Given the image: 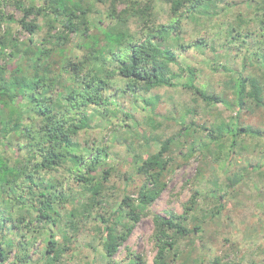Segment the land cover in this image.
Wrapping results in <instances>:
<instances>
[{
	"label": "clouds",
	"instance_id": "clouds-1",
	"mask_svg": "<svg viewBox=\"0 0 264 264\" xmlns=\"http://www.w3.org/2000/svg\"><path fill=\"white\" fill-rule=\"evenodd\" d=\"M13 2L0 0V12ZM20 5L37 31L32 45L26 32L13 41L14 22L0 32V65L19 69L4 71L0 87V264H264V95L234 87L264 71V61L254 65L264 0H70L80 29L71 35L48 0ZM56 35L67 39L54 45ZM41 36L51 54L37 61ZM37 64L48 67L71 147L50 139L30 89L13 83L39 79ZM53 150L63 154L56 167L44 159Z\"/></svg>",
	"mask_w": 264,
	"mask_h": 264
},
{
	"label": "trees",
	"instance_id": "trees-1",
	"mask_svg": "<svg viewBox=\"0 0 264 264\" xmlns=\"http://www.w3.org/2000/svg\"><path fill=\"white\" fill-rule=\"evenodd\" d=\"M48 2L53 5V8H52L53 13H56V14L63 13L64 15L68 17L67 22L60 26L63 32L71 35V33L73 32L80 31L79 27L73 23V20L75 19V13L71 11H67L64 8V4L67 2H70V0H48ZM75 6L76 5L73 4V7ZM225 6L227 7L228 5L226 4ZM11 7L17 10L18 14L14 15L13 12H7V11L0 12V32L11 33L13 30V22H14L15 25L18 27L19 31L17 32L16 36L12 37L13 41H16L20 37L21 33L26 32L29 34V39L27 40V44L32 45L33 40L31 36H32V33L37 31V24L24 23V19H26L29 15H31L32 10L23 9L21 13L20 0H14ZM21 14H22V18L16 19V16H20ZM39 15H40V9H36V17H39ZM81 15H83V13H81ZM81 23L84 24L85 26L87 25L86 20H82ZM97 25H99L100 27H103V21H97ZM81 35L86 36L87 33L81 32ZM248 35H252V34L249 33ZM105 36L109 40L113 39L112 35L109 33H105ZM247 38L248 36L245 37V39ZM40 39L44 41V45L32 53V55L36 56L37 61L41 60V58H46L51 54V50L47 47V41H45V38L41 36ZM66 39L67 37L64 35H56L53 38L52 42L54 45H58L61 41H65ZM3 41H4V37L0 36V45L3 44ZM78 47L79 46H77V48ZM14 52H15V49L13 52L7 53L8 60H12ZM55 52H56V55L59 57H63L65 54L64 49L60 47H55ZM137 52H139V49H137ZM261 61H264V56H261L259 58H254V65L259 64ZM57 62H60V61H57ZM63 67L70 72H75L78 70V66L71 59H67L66 61H64ZM160 67H163V65H160ZM4 71L11 72L13 73V75H15V73L19 71V69L14 63L0 65V87H3L4 85L7 84V81L4 80V77L2 75ZM36 71L40 75L39 79L33 80L29 83L25 81L23 77H19L15 79L13 83L22 89L25 87L30 89V91L27 94V98L29 99L31 103L37 106L38 110L36 112V115L43 117L45 121L47 122L42 130L50 133V139L59 140L60 143L71 147L72 145L70 141L67 139V134L64 133L62 128L55 122V114L52 108V104L54 103V101L52 100L51 96L48 95L49 93H51V87H50L51 82H49L47 78L48 67L43 64H37ZM134 78L140 79L139 77H134ZM161 78H162L161 74L159 72H156L155 78H154L155 82H159ZM262 80H264V71H262L258 67H254V74L249 75L248 77L243 78L240 81L236 82L234 84V87L239 88L240 92H244L245 88H248L249 95L256 97L259 95H264V84L261 83ZM101 83H104V82H101ZM145 83H149V81H145ZM85 87L87 88L88 85L86 84ZM224 87H228V85H224ZM77 95L79 94L73 95L71 92H69L68 96L65 97V100L69 102H76ZM73 127H76V126H73ZM126 127L128 126L126 125ZM252 134L257 135V133H252ZM169 143H171L170 140L165 141L163 148H161L160 152L157 153V156H162L164 152H167L168 150L167 145ZM62 155H63L62 153H58L54 150L49 152L44 157L46 165L51 166V167H56L57 161L62 158ZM71 155H72L73 160L79 159L78 157L75 156V154H71ZM103 155H105L106 157V154H103ZM154 160L155 158L150 157L149 160L146 161L145 163L151 164L154 162ZM98 162H99V155L93 158L92 163L96 164ZM161 167H163V162L161 163ZM93 171H94V168L90 167L88 169L89 176L92 175ZM100 177L102 181H107L111 177V173L106 169L105 171L100 173ZM79 179H82V178H79ZM93 191L95 192L96 189L94 188ZM41 195H43V193H41ZM218 199H220L221 204H223V199L220 197H218ZM195 230H198V229H195ZM49 243H52V242L49 241Z\"/></svg>",
	"mask_w": 264,
	"mask_h": 264
},
{
	"label": "rangeland",
	"instance_id": "rangeland-1",
	"mask_svg": "<svg viewBox=\"0 0 264 264\" xmlns=\"http://www.w3.org/2000/svg\"><path fill=\"white\" fill-rule=\"evenodd\" d=\"M12 9H13L12 12H14L15 14H18L17 10H15L13 7H12ZM7 12H9V11H7ZM21 35H22V33H21ZM187 172H188V164H185L184 167L180 168L174 174L173 178L170 180L169 184L166 187L171 189V190H175L178 187V185L180 184L181 180L183 179L184 174ZM234 210H236L238 212L243 211L242 209H239V208H234Z\"/></svg>",
	"mask_w": 264,
	"mask_h": 264
}]
</instances>
